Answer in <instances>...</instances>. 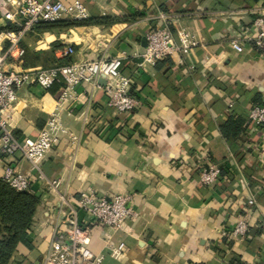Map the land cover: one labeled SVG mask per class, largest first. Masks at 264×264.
I'll use <instances>...</instances> for the list:
<instances>
[{
  "label": "crops",
  "instance_id": "obj_1",
  "mask_svg": "<svg viewBox=\"0 0 264 264\" xmlns=\"http://www.w3.org/2000/svg\"><path fill=\"white\" fill-rule=\"evenodd\" d=\"M64 1L82 2L100 23L59 35L33 29L21 42V67L121 55L138 105L119 114L108 107L103 89L87 83L76 88L60 111L69 133L45 155L46 179L32 177L29 191L40 198L28 234L33 247L20 244L13 264H37L64 233L61 195L78 208L103 264H264V127L249 118L250 109L264 103V48L252 40L255 20H264V0ZM160 13L169 15L182 50L138 67L135 55L147 45L148 32L163 24ZM10 28L0 16V31ZM235 38L243 52L231 46ZM67 44L75 53L60 58L58 50ZM55 87L18 90L19 105L8 112L18 136H38L62 94L63 87ZM89 102L91 120L84 125L81 113ZM229 118L244 122L238 135L222 131ZM5 161L31 173L19 153ZM211 168L219 176L205 183L203 171ZM91 191L108 199L130 196L135 216L121 228L103 226L79 208ZM253 195L256 204L249 205ZM242 220L248 231L236 236Z\"/></svg>",
  "mask_w": 264,
  "mask_h": 264
},
{
  "label": "built area",
  "instance_id": "obj_2",
  "mask_svg": "<svg viewBox=\"0 0 264 264\" xmlns=\"http://www.w3.org/2000/svg\"><path fill=\"white\" fill-rule=\"evenodd\" d=\"M0 16L13 24L14 28L0 31V175L11 187L18 191H29L32 177L36 175L45 180L42 161L54 147L56 141L68 134L60 111L72 98L76 88L83 83L93 89H103L108 99V107L116 113H132L138 105V97L132 93V77L122 72L123 56L102 57L97 59L82 58L63 64L31 68L21 67L26 49L21 44L28 32L40 22H55L62 19L84 20L90 17L87 7L80 1L67 4L64 0H0ZM162 25L153 27L147 34V45L136 54L137 66L156 65L159 61L174 57L180 53L181 46L176 43L167 21L169 15L160 13ZM264 20L256 19V33L252 40L264 48ZM192 45L197 42L192 41ZM231 46L238 52L244 51L241 40L233 39ZM75 53V48L67 44L58 50L60 58H67ZM105 79L106 83H100ZM62 82L63 89L57 106L37 137H20L8 120V112L19 105L18 90L26 85H38L50 89L55 83ZM91 103L81 113L84 125L90 123ZM249 118L260 127H264V103L254 105ZM19 153L30 163L31 173L21 171L17 165L5 161V157ZM219 176V169L203 171L202 180L213 183ZM264 183V167H263ZM56 187V180H48ZM66 209L63 234L55 240L43 254L37 264H103L104 255L95 253L90 247V229L80 220L78 208L71 204V198L61 195ZM130 196L115 194L111 199L94 192L84 193L79 199V208L105 227L121 228L127 219L135 216L132 207L127 205ZM255 205L254 195L248 201ZM248 223L239 221L233 229L236 236L245 235ZM117 254V251H115ZM9 264H13L10 260Z\"/></svg>",
  "mask_w": 264,
  "mask_h": 264
},
{
  "label": "trees",
  "instance_id": "obj_3",
  "mask_svg": "<svg viewBox=\"0 0 264 264\" xmlns=\"http://www.w3.org/2000/svg\"><path fill=\"white\" fill-rule=\"evenodd\" d=\"M96 23H100V19H62L55 22H40L36 24L34 30L59 35L74 27ZM56 45L60 46L59 43ZM57 64L63 63L58 62ZM55 86L63 87V83H58V85L55 83L50 89ZM257 104L262 103L258 102ZM243 124L242 120L229 118L222 125V131L227 137L229 135L235 136L242 130ZM39 202V196L30 191L14 189L0 176V264H9L13 253L20 244L28 248L33 247L28 239V230L31 228Z\"/></svg>",
  "mask_w": 264,
  "mask_h": 264
},
{
  "label": "water",
  "instance_id": "obj_4",
  "mask_svg": "<svg viewBox=\"0 0 264 264\" xmlns=\"http://www.w3.org/2000/svg\"><path fill=\"white\" fill-rule=\"evenodd\" d=\"M100 83L104 85L106 83L105 79H100Z\"/></svg>",
  "mask_w": 264,
  "mask_h": 264
},
{
  "label": "rangeland",
  "instance_id": "obj_5",
  "mask_svg": "<svg viewBox=\"0 0 264 264\" xmlns=\"http://www.w3.org/2000/svg\"><path fill=\"white\" fill-rule=\"evenodd\" d=\"M31 228H32V225H31ZM31 228L28 230V234L30 233Z\"/></svg>",
  "mask_w": 264,
  "mask_h": 264
}]
</instances>
